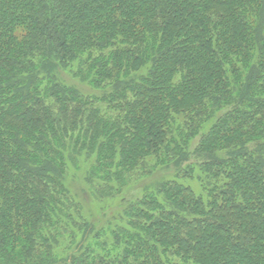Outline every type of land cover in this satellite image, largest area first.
I'll use <instances>...</instances> for the list:
<instances>
[{"label":"trees","instance_id":"obj_1","mask_svg":"<svg viewBox=\"0 0 264 264\" xmlns=\"http://www.w3.org/2000/svg\"><path fill=\"white\" fill-rule=\"evenodd\" d=\"M0 264H264V0H0Z\"/></svg>","mask_w":264,"mask_h":264},{"label":"rangeland","instance_id":"obj_2","mask_svg":"<svg viewBox=\"0 0 264 264\" xmlns=\"http://www.w3.org/2000/svg\"><path fill=\"white\" fill-rule=\"evenodd\" d=\"M79 86H81V85H79ZM81 88L84 92L90 91L89 88L86 86H81ZM83 169H85V168L83 167ZM71 174H73V177H70L71 182L73 183V186H74L73 190L78 191L80 188L86 189V186H85L83 179H82V173L81 174L78 173L77 176H76L75 172H72ZM90 204H91L90 208L92 209L91 210L92 215L97 217V218L100 217L101 212H99V208L95 204H93V200H90Z\"/></svg>","mask_w":264,"mask_h":264}]
</instances>
